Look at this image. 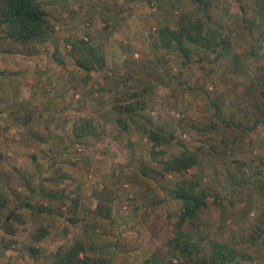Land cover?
Instances as JSON below:
<instances>
[{
	"label": "rangeland",
	"instance_id": "374dc122",
	"mask_svg": "<svg viewBox=\"0 0 264 264\" xmlns=\"http://www.w3.org/2000/svg\"><path fill=\"white\" fill-rule=\"evenodd\" d=\"M42 2L55 25L45 42L0 38V264H55L57 249L77 241L111 264H190L172 242L183 205L169 189L183 178L209 193L184 224L185 245L202 255L222 242L238 253L227 264H264V112L254 78L264 64V0H213L210 19L190 0ZM184 14L227 36L232 53L217 59L193 46L186 61L162 46L159 28ZM76 41L99 50L104 67L80 68ZM133 93L143 108L119 110ZM85 120L93 133L84 134ZM148 126L176 139L156 146ZM185 146L197 164L165 174L162 161Z\"/></svg>",
	"mask_w": 264,
	"mask_h": 264
},
{
	"label": "trees",
	"instance_id": "16d2710c",
	"mask_svg": "<svg viewBox=\"0 0 264 264\" xmlns=\"http://www.w3.org/2000/svg\"><path fill=\"white\" fill-rule=\"evenodd\" d=\"M197 4L199 9L206 14L210 19L209 11L212 8L213 0H190ZM55 31V25L49 17L42 0H0V38L10 40L13 43H18L24 47L31 48L38 43L46 41L47 37ZM159 41L162 46L167 49L176 48L186 61H190L193 54V46L203 49L206 53L214 54L215 58L219 59L223 56L232 53L231 42L227 36L208 28L202 18H194L193 14H184L175 23V26L164 25L158 30ZM76 41L73 43V49L79 52L80 57L77 59V65L88 71L102 69L105 65V56L99 50L89 46H85V42ZM83 44V45H82ZM234 70H238L239 54H233ZM259 72L255 76L256 87H258L261 95V104L264 112V64L258 67ZM139 97L137 93H133L122 101H118V109L123 112H137L142 109L143 104L135 99ZM231 125H235L231 121ZM85 133H93L89 125V121H84ZM146 134L152 140L154 145L162 146L173 142L175 134L164 127L148 126L145 129ZM160 154H165L166 151L161 149ZM198 162L197 152L183 147L182 151L174 157L162 161V167L165 174L178 173L182 174L188 169L195 166ZM152 170L146 167L144 172ZM49 196L53 194L48 192ZM169 195L178 201L182 202L183 210L177 221V234L172 241L177 252L180 250L185 253L190 264H227L234 261L238 257L235 249H230L222 242H216L212 245V250L208 254H197L198 248L195 244H186V233L183 230L187 220H192L198 217L200 212L207 207L209 193L201 186L200 182L194 178H183L173 188L169 189ZM54 196V195H53ZM62 198V196H61ZM71 216L68 220L72 224L78 221V210L80 209V199L72 200ZM5 201H0V207H5ZM29 204V203H28ZM108 213H110L108 209ZM16 215V211H11L8 214V220ZM44 236V231L36 238ZM37 252V249L32 248ZM55 264H111L109 258L97 257L94 258L88 253L86 245L82 241H77L70 246H61L53 254ZM172 264V261H169Z\"/></svg>",
	"mask_w": 264,
	"mask_h": 264
}]
</instances>
